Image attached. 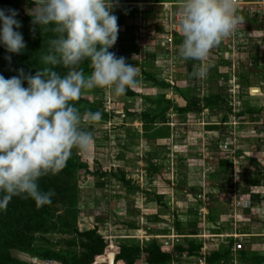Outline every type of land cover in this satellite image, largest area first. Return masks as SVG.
<instances>
[{"label": "rangeland", "instance_id": "obj_1", "mask_svg": "<svg viewBox=\"0 0 264 264\" xmlns=\"http://www.w3.org/2000/svg\"><path fill=\"white\" fill-rule=\"evenodd\" d=\"M15 1L19 16H32L33 0ZM125 1L114 0L111 14L122 23L109 51L118 48L139 70L138 86L129 89L137 97L117 98L99 88L82 95L81 104L104 116L98 124L86 126L94 137L88 151H72L78 163L72 175L74 210L66 212L53 204L48 214L52 220L35 231L31 246L65 250L80 259L84 249L72 228H95L107 246H141L155 240L170 248L192 240L179 235L208 234L214 236L206 237L209 245H201V256L202 251L208 257L218 252L226 259L245 252L249 254L241 264H264V3L246 0L253 2L238 5L237 12L248 19L240 25L246 26L248 36L236 51H211L205 62L210 65L207 75L197 77L187 69L201 62H185L173 52V42L182 43L173 38L176 8L157 6L151 11L142 4L150 17L159 18L161 10L166 13L162 23H148L146 17L137 19L141 14L134 8L141 5L125 6ZM16 31L28 38L32 27ZM211 95L218 99L210 101ZM155 98L171 105L153 121L151 117L166 106L151 104ZM173 105L189 111L177 115ZM10 253L15 264H59L28 252ZM134 258V264H145L139 256ZM251 258L262 259L249 263Z\"/></svg>", "mask_w": 264, "mask_h": 264}, {"label": "clouds", "instance_id": "obj_2", "mask_svg": "<svg viewBox=\"0 0 264 264\" xmlns=\"http://www.w3.org/2000/svg\"><path fill=\"white\" fill-rule=\"evenodd\" d=\"M33 2L32 23L56 37L41 57L45 67L35 75H25L22 69L8 79L0 75V210H6L15 196L31 198L37 208L50 205L55 192L41 191L38 181L59 174L73 149L87 152L94 137L86 126L102 119L99 111L82 114L76 102L97 88L119 98L139 83V70L109 51L120 30L111 14L114 0ZM237 9L238 0H182L178 54L185 62H201L194 66V76L207 75L210 65L205 62L211 51L244 23ZM17 15L16 10L6 14L0 9V43L9 53L19 54L26 45L15 30L21 27ZM85 62L90 68L87 76L81 68ZM58 67L67 69L66 74L61 75Z\"/></svg>", "mask_w": 264, "mask_h": 264}, {"label": "trees", "instance_id": "obj_3", "mask_svg": "<svg viewBox=\"0 0 264 264\" xmlns=\"http://www.w3.org/2000/svg\"><path fill=\"white\" fill-rule=\"evenodd\" d=\"M0 9L5 10L6 14L8 9L17 11L16 1L0 0ZM15 18L21 22V27L29 24L32 27V33L28 38L23 36L26 47L19 54L9 53L5 46L0 43V75L6 79L17 76L19 74L18 70L20 69L23 70L25 75H35L38 69L45 67L41 61V57L42 55L47 54L49 41L56 37V34L51 30L44 31L43 26L33 24V16L21 17L18 14ZM117 23L118 25L122 23L121 17H118ZM49 28H51V26H49ZM173 38L178 41H182L183 39L182 36L176 34H173ZM110 52H114L117 58L123 57L127 64H133L118 51ZM6 57H10L11 59H6ZM81 68L84 70L85 76L90 74V68L87 62L83 63ZM56 70L61 75H64L67 72V69H64L63 67H58ZM143 77L144 79L151 81L157 87H165L162 83L156 84V82H153V78L149 75H144ZM23 86H28L27 81L23 82ZM125 96L137 97V95L130 90L126 91ZM209 98L210 101L213 102L218 99L217 96L212 95L209 96ZM183 101L187 102V100L184 99ZM208 101L209 100H205L207 103ZM81 103H85V101L80 98L76 102V107L79 108L81 113L89 110L92 112L97 111L93 108H86ZM161 103L166 104V106H162L158 112L151 117L153 121L162 117L171 105L168 100L162 98H155L151 102V104L154 105ZM171 110L177 115H183L189 111L185 106L176 105L171 106ZM103 116L104 115L102 114V117ZM251 163L260 166L255 160H251ZM77 166L78 163L71 155L67 161L66 167L59 174H49L38 181L41 191L47 192L49 190H54L55 195L51 198L52 203L50 205L37 208L35 202L31 198L25 199L21 196H15L9 202L6 210H0V264L16 263V260L11 257V250L28 252L42 260L55 261L59 264H81L80 259H83L81 261H84V264H134V257L136 256H139L145 264H167L172 259L173 254L183 253L186 256L197 255L200 246L194 245L191 242L187 243L185 248L164 247L158 244L155 240H150L141 246H128L124 244H111L107 246L101 239L100 235L97 234L95 228L84 232H76V230L72 228V233L80 239L78 245L84 249V252L81 253L80 259L75 254L66 252L65 250L55 252L48 248L35 249L33 245L31 246L34 239L33 235L38 228L44 226L43 224L45 221L52 220V217L50 219L48 214L52 215L53 204H60L62 210L66 212L74 210L73 204L76 201V190L73 184L72 175L73 172L76 171ZM100 174L101 173L98 172L93 175L97 176ZM118 181L122 180L119 178ZM2 195L3 194L0 193V196ZM73 219L74 215H72L71 221ZM238 254L240 258H245L242 252H238ZM220 257H222V255L218 252H212L209 254L208 260L215 261ZM261 259L262 258H251L248 261L255 262Z\"/></svg>", "mask_w": 264, "mask_h": 264}, {"label": "crops", "instance_id": "obj_4", "mask_svg": "<svg viewBox=\"0 0 264 264\" xmlns=\"http://www.w3.org/2000/svg\"><path fill=\"white\" fill-rule=\"evenodd\" d=\"M238 1L240 2L239 5L243 4V6L246 5L247 2H253V1H246V0H238ZM254 1L255 2H253V4H256V5H259L260 3H264V0H254ZM181 2H182V0H169V1H167V0L165 1L164 0V1H161V2L156 1V0H152V1H141V0L129 1V0H127V1H125L124 5L125 6H132V7H136L137 5H141L140 8L139 7L138 8H134V9L138 10V13L141 14V15H138L137 19H138V21H141L142 18L146 17L145 19H147L149 21L148 23H157L158 20H160L161 23H162L163 20H165V18H166V17H162V15L165 12L160 9L161 11L158 14H162V15L159 18L150 17V14L143 10L145 8L142 7V4L143 5L148 4L149 6H151L150 7L151 11H153V9L155 7H157V6H162V8L163 7H168V5L169 6H173V8L174 7L176 8V9H173V25L177 26L178 25V20H179L178 13H179V8H180ZM238 14L243 16L244 21H245L244 23L246 24V21H248V19H247V17L244 16L245 14H240V11L238 12ZM147 15H149V17ZM246 15L248 16V14H246ZM144 21L145 20H143L142 22H144ZM138 31L141 32L142 30H138ZM175 33L180 34L179 32L173 31V34H175ZM247 36H248V30L246 29V26L245 27H240V25H239L237 27L235 33L231 37L225 39L218 47L214 48L212 51H215V52H222V51L230 52V51H234V49L236 51L237 47H238L237 46L238 43L244 41L245 37H247ZM180 44L181 43L173 42V52H178ZM248 47L249 46L247 45L246 48H248ZM114 49L117 50L120 53V50L118 48H114ZM191 70H194V67H189L187 69V72L188 71L190 72ZM141 97H143V96H141ZM243 157H244V155H243ZM178 227H180V226H178ZM239 230H241V229H239ZM173 232H174V228H173ZM179 236H181L180 239H192V240H186L187 242L184 243V244H182L183 240H181L180 244L178 243V240H177L176 242L178 244H173V247L185 248L186 244L191 242L194 245H199L200 249H199V251H197V255H192V256H186L183 253L173 254V257H172L173 258V264H196V263H198V264H241V261H243V260H245V258H247V257L240 258L239 256L237 258H235L233 256L227 255L226 259H225V257H220V258H218L215 261H209L208 260L209 257L207 255L203 256V251H202V256H201V252H200L201 248H204V246L201 247V245H204V244L209 245L208 242H205L206 241L205 239L208 236H214V235H208L207 234V235L196 236V237H191V238L190 237L188 238L187 236H182V235H179ZM237 236L238 237H242L243 234H238ZM243 254H244V256H247L249 253L247 254V253L243 252Z\"/></svg>", "mask_w": 264, "mask_h": 264}, {"label": "built area", "instance_id": "obj_5", "mask_svg": "<svg viewBox=\"0 0 264 264\" xmlns=\"http://www.w3.org/2000/svg\"><path fill=\"white\" fill-rule=\"evenodd\" d=\"M239 4H240V2L238 1V5H239ZM178 27H179V26L177 25L176 28H178ZM176 28H174L173 31H176V32H177ZM236 247L239 248L240 246H239V245H236Z\"/></svg>", "mask_w": 264, "mask_h": 264}]
</instances>
